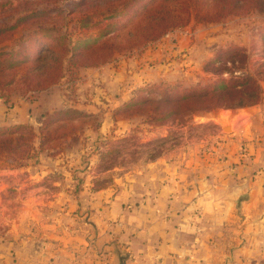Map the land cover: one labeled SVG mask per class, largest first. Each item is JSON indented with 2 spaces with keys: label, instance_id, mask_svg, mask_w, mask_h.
<instances>
[{
  "label": "crops",
  "instance_id": "0c3cea01",
  "mask_svg": "<svg viewBox=\"0 0 264 264\" xmlns=\"http://www.w3.org/2000/svg\"><path fill=\"white\" fill-rule=\"evenodd\" d=\"M197 28L206 37L215 26ZM176 34L174 53L187 42ZM169 37L120 55L115 65L81 70L74 109L100 115L99 130L84 135L91 126L84 121L82 132L62 138L55 150L40 147V130L46 113L66 112L59 85L34 97L0 98V130L24 124L39 134L18 166L0 164L2 187L21 189L25 204L0 231V264H264L256 238L264 221V81L260 103L200 116L223 127L228 112L232 130L215 151L170 152L150 162L148 174L138 169L96 184L108 170H97V155L86 146L114 119L86 95L104 82L111 109L129 105L147 83L172 79L173 67L164 71ZM85 155L86 164H78ZM8 159L0 155V162Z\"/></svg>",
  "mask_w": 264,
  "mask_h": 264
},
{
  "label": "rangeland",
  "instance_id": "374dc122",
  "mask_svg": "<svg viewBox=\"0 0 264 264\" xmlns=\"http://www.w3.org/2000/svg\"><path fill=\"white\" fill-rule=\"evenodd\" d=\"M74 1L77 0H0V27L3 29L0 30V50L13 49L19 53L14 55L15 62L9 64L8 70L2 71L3 78L15 74V81L0 92L3 94L0 98L10 101L25 95L34 97L46 89L59 85L66 96L65 107L69 110L75 108L78 101L76 88H80L78 83L82 81L78 80L81 75L77 78L74 75L75 79L71 81L72 69L67 67L72 53L64 52V46L58 39L61 35L73 34L78 30L84 33L81 35L82 39L99 35L105 27L106 20L100 22L101 15L87 19L85 12L108 13L110 9L120 7L117 3H121L122 0L111 1V5L107 6L103 3L90 5L87 9L75 5ZM91 2L92 0H88V3ZM108 5L110 9H106ZM138 6L134 4V7ZM137 17L138 15H133L127 24H122L124 19H121L119 26L112 32L99 36L95 42H89L91 49L85 44L78 46L79 53L75 58L90 63L102 57L104 59L105 55L110 54L105 62L91 67L107 62H113L115 65L120 55L142 50L145 45L143 39L136 35L137 23L134 21ZM83 19L86 20L88 27L80 26L79 22ZM221 22H211L215 29L206 37L199 36L202 29L198 31L197 27L205 28L210 24L195 19L193 15L185 25L171 29L165 35L170 36L172 52L170 51V59L164 65V71H169L173 67L170 71L173 78L147 83L136 89L132 92V102L127 106L108 109L106 84L102 81L95 82L97 89L86 95L88 102L97 103L102 112H110L114 119L106 132L86 146L87 151L97 155L95 162L97 170L99 172L108 170L103 179L97 181V185L112 182L119 175L130 174L138 169L148 174L147 165L155 160L164 159L165 155L171 154L170 152L181 149H198L202 153L215 151L220 143L226 142L224 135L232 130L227 111L223 113L225 120L221 127L216 120L200 118L204 113L212 112L199 109L202 105L211 104V100L203 101L195 97L183 101L176 98L177 95L190 91L211 89L222 81L230 84L241 83L247 75L257 79L262 87L264 10L231 14L224 17ZM179 31L187 37V42L184 49L174 53V50H177L175 43L178 41L176 33ZM107 43H113L120 48L114 49V46ZM110 51L114 53L111 55ZM1 63L0 60V66ZM81 66L85 70V67ZM186 76L189 78L180 81L181 77ZM74 110L65 113L55 110L45 114L42 127L44 135L49 137L44 140V148L55 150L61 141L57 135H79L86 126L84 121L87 124L91 123V126L89 124L85 127L84 135H89L91 129H98L100 115L95 116L96 113L84 115ZM217 110L229 109L220 108L213 111ZM47 116H52V119L46 123ZM10 157H15L16 161L20 162L24 158L20 157V160L14 154ZM87 158L85 155L77 163L86 164ZM8 161L0 164L13 166L16 163ZM6 177L7 175H0V231L11 222L8 215L16 218L25 206L22 202L21 189L2 187ZM262 229V234L256 237L259 243H256L263 247L259 260L264 262V221Z\"/></svg>",
  "mask_w": 264,
  "mask_h": 264
},
{
  "label": "trees",
  "instance_id": "16d2710c",
  "mask_svg": "<svg viewBox=\"0 0 264 264\" xmlns=\"http://www.w3.org/2000/svg\"><path fill=\"white\" fill-rule=\"evenodd\" d=\"M111 1L114 0H92L88 3V0L74 1L75 5H80L82 8H89L90 5H98L103 3L111 5ZM120 7L110 9V6L106 9H110L108 13L101 11H93L92 14L87 13V19H93L94 15H101L100 22L106 20L103 31L95 37H89L82 39L84 33L81 30L74 32L73 34H64L59 37V42L63 44L64 52H71L72 57L68 59L67 69H72L73 81L77 76L79 77L81 65L91 67L93 65L105 62L110 54L105 55L106 58L96 59L94 62L80 61L75 58V55L79 53L78 46L85 44L88 49H91L89 42H95L99 36L112 32L119 26L121 19L122 24H127L133 15H138L136 22V35L143 39V44L146 46L149 42L156 41L164 37L171 29L185 25L193 17L206 23L221 22L224 17L231 14L250 13L254 11L264 10V0H122L121 3H117ZM134 4L139 5L134 7ZM104 14V15H102ZM85 17V18H86ZM22 18V17H21ZM86 20L80 21V26L89 25L85 23ZM135 24V23H134ZM79 27V26H76ZM0 30H3L0 27ZM75 35V37H73ZM88 41V42H87ZM72 44V45H70ZM109 46H114V49H119L118 45L113 43H107ZM111 55L114 51H110ZM14 55H19L18 52L13 49L0 50L1 66H0V92L4 88L15 81V74H9L7 78H3L2 71L8 70L9 64L15 62ZM75 71H74V70ZM75 75V78H74ZM3 94L0 93V96ZM198 98L203 101L206 99L211 100V104L202 105L200 111H213L220 108L232 109L249 105L257 104L262 98V87L259 81L251 75H247L241 83L233 82L226 83L221 82L215 85L211 89H202L200 92L190 91L183 95H177V99L183 101H189L193 98ZM197 109V108H196ZM195 109V110H196ZM74 112L75 110L66 109V112ZM198 110H196L197 112ZM69 112V113H70ZM46 123L52 116H47ZM34 132V128L31 125L19 124L13 128H8L5 131L0 130V155L10 157L16 155L17 158L28 156L30 150L33 148L32 140L37 136ZM41 144L43 146L44 140L48 137L44 135V127L40 130ZM61 140L67 138L69 135H57ZM16 160L15 157H11ZM20 161H16L17 166Z\"/></svg>",
  "mask_w": 264,
  "mask_h": 264
}]
</instances>
